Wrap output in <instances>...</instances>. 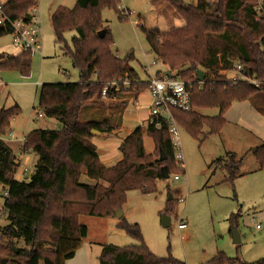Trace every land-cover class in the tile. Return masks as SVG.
Listing matches in <instances>:
<instances>
[{"label": "trees", "instance_id": "1", "mask_svg": "<svg viewBox=\"0 0 264 264\" xmlns=\"http://www.w3.org/2000/svg\"><path fill=\"white\" fill-rule=\"evenodd\" d=\"M166 1L185 20L180 26L167 30L141 25L150 47L174 76L191 81L188 84L191 109H174L179 125L195 138L204 133L215 134L226 124L225 112L234 101L249 100L264 114V84L254 86L246 82H226L227 74L236 62L249 74L264 80V23L258 20L259 0H155ZM39 0H7L3 12L10 19L30 21V9ZM119 0H77L69 8L59 5L51 16L56 41L63 44L79 71V81L43 83L40 86L38 107L45 117L54 118L59 128H34L18 149L10 141L0 139V184L7 190L3 196L2 212L7 223L0 226V256L22 258L23 264H66L88 236V228L79 222L81 215L114 216L122 208L131 189L144 193L157 190V181L167 173H185L175 159V148L165 123L160 127L147 124L146 133L155 144L154 152L146 153L141 127L124 138L120 149L122 158L113 166H105L97 146L93 129L105 137L117 134L122 124V111L130 102L148 90L149 81L138 78L128 57L121 58L113 51L114 39L101 16L104 8L115 10L119 18ZM264 10V2L261 3ZM130 14V13H129ZM127 14V16H129ZM76 31L69 44L64 33ZM105 30L104 37L98 33ZM12 27L0 23V36L9 34ZM32 53H0V76L3 71H17L27 76ZM205 72L204 84L198 82L196 72ZM128 80L121 94L109 91L102 96L105 85L114 80ZM120 93V92H119ZM118 96L120 100H115ZM217 107L215 116L201 110ZM88 109L87 119L82 112ZM20 106L0 107V134L11 129L12 119L20 113ZM264 168V143L249 149ZM32 154L35 159L24 179L14 176L16 159L20 154ZM226 180L234 183L240 175L243 157L228 152L219 159ZM86 176L95 184L84 182ZM175 200L167 201L160 215H175ZM238 214H231V226H237ZM117 227L138 241V244L117 246L103 244L99 264H187L170 253L156 256L146 245L138 223H130L124 216ZM20 240L24 247H17ZM15 262V261H14ZM201 264H264V256L245 261L225 251Z\"/></svg>", "mask_w": 264, "mask_h": 264}, {"label": "rangeland", "instance_id": "2", "mask_svg": "<svg viewBox=\"0 0 264 264\" xmlns=\"http://www.w3.org/2000/svg\"><path fill=\"white\" fill-rule=\"evenodd\" d=\"M77 0H39L38 18L42 28L39 51H32L30 72L27 76L17 71H3L0 79V107L17 103L20 113L14 117L11 130L27 134L34 128L57 129L58 120L45 117L37 118L40 86L43 83H62L79 81V71L74 67L70 56L66 55L63 44L56 41L51 25V16L55 8L64 5L69 8ZM118 9L126 18L121 20L119 14L109 8L101 11L104 25L111 30L113 51L121 58L128 59L129 65L138 71L141 80L147 79L144 65H151L152 70L160 68L166 71L165 64L150 47L141 25L160 29L177 26L175 18L181 17L174 7L166 1L155 0H119ZM196 2V0H187ZM214 2L216 0H209ZM127 7L130 9H127ZM130 13V14H129ZM129 14V16H127ZM182 18V17H181ZM141 20V25L138 21ZM183 19V18H182ZM184 20V19H183ZM185 23V20H184ZM183 25V24H182ZM76 31L65 32V39L70 44ZM19 50L12 44L11 34L0 36V52ZM154 61H159L153 64ZM118 93V95H120ZM118 96L115 100H120ZM203 114L215 116L217 107L202 110ZM88 109L82 112V119H87ZM228 124L215 134H207L204 127L199 138L180 128L184 154L185 173H174L157 181V190L144 193L140 189L126 192L127 198L122 205L127 221L138 223L144 241L158 257L169 253L187 264H201L212 258L218 250L227 255L238 256L245 261H254L264 256V168L248 149L263 143L260 134H264V115H259L249 100L234 101L225 112ZM262 120V121H259ZM143 128L144 147L147 153H153L154 141ZM97 141L98 134L94 137ZM18 149L20 141L11 143ZM153 151V152H152ZM178 150L175 149V153ZM237 153L243 157L244 175L234 183L226 180L227 173L221 169L220 158L226 159L227 153ZM23 154V153H22ZM20 154V157H22ZM29 171L35 159L28 154ZM29 172L25 175H27ZM0 184V195L5 196V189ZM175 200V215L171 217L168 227L162 225L160 212L165 208L169 197ZM3 198L0 197V226L7 223L2 212ZM238 214L237 226H231L229 217ZM254 218V219H253ZM120 218L114 216L81 215L79 222L88 228V239L94 241L92 246L99 250V245L114 244L124 246L139 242L117 227ZM262 229H258L256 224ZM235 227L241 241L234 243L230 230ZM22 240L17 247H24ZM5 260V261H4ZM15 261V262H14ZM0 264H23L22 258L0 256Z\"/></svg>", "mask_w": 264, "mask_h": 264}, {"label": "built area", "instance_id": "3", "mask_svg": "<svg viewBox=\"0 0 264 264\" xmlns=\"http://www.w3.org/2000/svg\"><path fill=\"white\" fill-rule=\"evenodd\" d=\"M7 0H0V23L7 21L12 27L11 37L12 44L20 51H39L40 42L42 37V28L40 20L38 18V5L30 9V14L32 16L30 21H25L23 19H10L3 12V7ZM260 5L257 7L259 13L258 20L264 23V10L262 9L261 3L264 0H259ZM222 73H226V82H246L253 84L254 86H259L264 84V80L258 79L255 74H249L244 69V66L236 62L231 71L227 69L220 70ZM191 81L184 80L179 76H174L170 70L161 71L158 74L153 75L149 80V93L152 97V103L149 110L148 123H153L155 126L160 127L162 123H165L166 129L170 140L175 149L178 150L175 153V159L181 168H184V154L181 142L180 125L175 118L174 109L190 110L191 109V97L190 89L188 84ZM198 82L203 85V80H198ZM129 81L126 80H114L108 82L103 91L102 96L108 98L109 91L112 90L113 93L121 92L122 88L126 89L129 85ZM133 103H137L136 100ZM37 118L42 116V112L39 109L37 112ZM0 139L7 140L10 142L20 141L23 144L26 140V134H21L17 136V133L10 130L6 133L0 134ZM25 153H23L24 155ZM16 169L14 171V176L17 179H24L25 175L29 172V166L27 162L23 161L21 158L16 159ZM179 176L174 175L177 179ZM5 195H7V190H5ZM259 228L260 224H256Z\"/></svg>", "mask_w": 264, "mask_h": 264}, {"label": "crops", "instance_id": "4", "mask_svg": "<svg viewBox=\"0 0 264 264\" xmlns=\"http://www.w3.org/2000/svg\"><path fill=\"white\" fill-rule=\"evenodd\" d=\"M127 9H129V8L127 7ZM175 20L177 21V23H180L177 26L184 24V20L181 17H177V18H175ZM138 23H139V25H141L140 19H139ZM167 29H169V27L166 29H161V30H167ZM63 35H65V33ZM19 52H20V50H16L13 52L11 51V53H8L6 51H2L0 53L17 54ZM115 53L118 54L117 51H115ZM157 60H160V59H157ZM156 63L158 64L159 61L153 62V64H156ZM165 67H166V70H169L168 65L165 64ZM132 68L135 69L138 78L141 80L140 75H139L138 71L136 70V68L134 66H132ZM143 70H144L145 74L147 75V79H143L142 81H149L153 75L158 74L159 72L162 71L160 68H158L157 70L154 71L151 69V65H148V64L143 66ZM0 79H1V77H0ZM135 100L137 103L130 102V106L126 107L122 111L123 120H122L121 128L117 134H114V135H111L108 137H105L102 134H98L99 138H97L98 139L97 141L95 140V138L92 139V142L97 146V150L99 152V158H100L101 162L107 167H111L116 162L121 160L122 152H121L120 147L123 144L124 138L126 137V135H128L130 132H132L137 127H141L142 131H143V128L147 127L148 118H149V110H150V106L152 103V97H151L149 91L146 90V91L140 93L137 96V99H135ZM257 113L260 116L264 115V114L259 113L258 111H257ZM13 119L11 121V127H12V124L14 121ZM225 119H226L225 126H227V124H228L227 116H225ZM259 121H262V120L259 119ZM180 128H181V126H180ZM204 132H206V131H204ZM259 137L261 138V140L264 143V134H260ZM143 141H144V137H143ZM248 152H249V149H248ZM29 157L30 156L28 154H24V155L22 154V157H20V158L23 161L27 162V164H29V159H30ZM242 164H243V161H242L241 165ZM241 165H240V169H239L240 170L239 176L244 175L247 172V171L245 172V171L241 170ZM258 169H260V168H258ZM82 180L84 182H88L91 184L96 183V180H91V179L87 178L86 176H84ZM2 190H3V187H2ZM0 197H2V196L0 195ZM3 202H4V198H3ZM3 202H2V207H3ZM261 214L264 215V212L262 211ZM123 216H124V218H126L124 213H123ZM118 222H119V219L116 223H118ZM258 229H262V226L260 225V227ZM230 232H231V230H230ZM231 236H232V233H231ZM93 242L94 241L88 239V237H87L85 239V241L81 244V246L76 250L74 256L66 261V264H99L98 263V256L102 250V245L100 244L99 250L98 249L96 250L92 246Z\"/></svg>", "mask_w": 264, "mask_h": 264}, {"label": "water", "instance_id": "5", "mask_svg": "<svg viewBox=\"0 0 264 264\" xmlns=\"http://www.w3.org/2000/svg\"><path fill=\"white\" fill-rule=\"evenodd\" d=\"M98 35L100 37H104L105 30H101L98 33ZM196 74H197V77H198L199 80H203L205 78V75H206L205 72L204 71H201V70H198L196 72ZM92 131L95 134H100V131L99 130L93 129ZM164 174L167 177L166 171H164ZM171 199H172V196L169 197V200H171ZM115 215L117 216V218H121L123 216V211L120 209V210L116 211ZM161 222H162V225L163 226L168 227L171 224V217L169 215H167V214L164 213V214H162ZM231 233H232V240H233V242L234 243H239L241 241L239 231L235 227H233L231 229Z\"/></svg>", "mask_w": 264, "mask_h": 264}]
</instances>
